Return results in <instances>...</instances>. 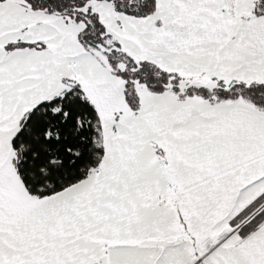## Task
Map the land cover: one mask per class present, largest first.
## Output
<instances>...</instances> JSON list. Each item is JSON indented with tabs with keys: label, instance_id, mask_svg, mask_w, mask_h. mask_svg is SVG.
Listing matches in <instances>:
<instances>
[{
	"label": "snow or ice",
	"instance_id": "6c2138e0",
	"mask_svg": "<svg viewBox=\"0 0 264 264\" xmlns=\"http://www.w3.org/2000/svg\"><path fill=\"white\" fill-rule=\"evenodd\" d=\"M0 264H264V0H0Z\"/></svg>",
	"mask_w": 264,
	"mask_h": 264
}]
</instances>
